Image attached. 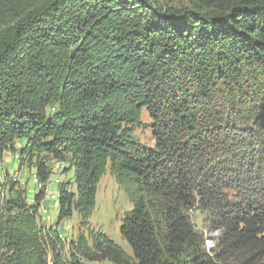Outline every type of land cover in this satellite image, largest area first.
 <instances>
[{"label":"trees","instance_id":"trees-1","mask_svg":"<svg viewBox=\"0 0 264 264\" xmlns=\"http://www.w3.org/2000/svg\"><path fill=\"white\" fill-rule=\"evenodd\" d=\"M142 108L152 147L131 134ZM7 152L38 187L0 188V264H264V0H0ZM50 160L74 171L56 225L80 229L109 167L132 257L81 231L65 256L37 225Z\"/></svg>","mask_w":264,"mask_h":264},{"label":"rangeland","instance_id":"rangeland-1","mask_svg":"<svg viewBox=\"0 0 264 264\" xmlns=\"http://www.w3.org/2000/svg\"><path fill=\"white\" fill-rule=\"evenodd\" d=\"M139 122L141 126L131 129L132 136L143 145L152 147L153 141L151 140V133L149 129H147L150 119L144 108L140 111ZM21 143L22 141H17L15 147L18 148ZM18 158V153L12 154L11 152H7L5 157L0 160V188L3 190V195L6 196L9 181H20L26 186L24 190H26L27 193L28 203L32 204L33 196L38 187L34 177V170L29 167L27 162L22 168H19ZM49 167L51 168V174L45 187L46 190L43 194V199L40 203L37 225L45 229L50 228L57 231V234H59L61 238L60 245L63 247L65 256L69 254L70 244H75L77 242L79 232L81 231L89 247L93 245L91 232L100 233L112 240L127 256L132 257L131 248L126 240L121 237L119 231L125 213L131 210V204L125 193L119 188L114 176L110 173L109 167H106L104 174L99 180L95 197V206L89 218V225L81 229L79 228V216L75 212L70 218L63 220L60 225H56L57 181L58 183L70 182V189L75 192V184L72 180L74 173L73 169L69 170L67 164H60L51 160L49 161ZM234 196H238V193H235ZM192 220L198 228L202 226L201 218L195 211L192 213ZM207 244L211 245L209 241H207ZM83 262L85 264H113L109 260L101 262Z\"/></svg>","mask_w":264,"mask_h":264},{"label":"crops","instance_id":"crops-1","mask_svg":"<svg viewBox=\"0 0 264 264\" xmlns=\"http://www.w3.org/2000/svg\"><path fill=\"white\" fill-rule=\"evenodd\" d=\"M6 154H7V153L4 154L3 158L5 157ZM3 158H2V159H3ZM27 183H28V180H27ZM56 194H57V193H56ZM56 196H57V195H56Z\"/></svg>","mask_w":264,"mask_h":264},{"label":"bare ground","instance_id":"bare-ground-1","mask_svg":"<svg viewBox=\"0 0 264 264\" xmlns=\"http://www.w3.org/2000/svg\"><path fill=\"white\" fill-rule=\"evenodd\" d=\"M15 178H16V177H15ZM15 178H14V179H15Z\"/></svg>","mask_w":264,"mask_h":264},{"label":"built area","instance_id":"built-area-1","mask_svg":"<svg viewBox=\"0 0 264 264\" xmlns=\"http://www.w3.org/2000/svg\"><path fill=\"white\" fill-rule=\"evenodd\" d=\"M57 183H58V181H57Z\"/></svg>","mask_w":264,"mask_h":264}]
</instances>
